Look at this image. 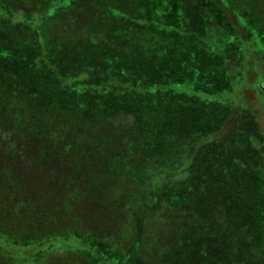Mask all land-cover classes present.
<instances>
[{
    "label": "rangeland",
    "instance_id": "obj_1",
    "mask_svg": "<svg viewBox=\"0 0 264 264\" xmlns=\"http://www.w3.org/2000/svg\"><path fill=\"white\" fill-rule=\"evenodd\" d=\"M139 2L143 3V9H133V22L129 23L135 36L128 44L132 58L110 40L108 43L102 41L86 45L72 55L60 53L57 64L60 71L85 70L90 73L85 82L70 81L71 75L66 74V80L71 84L64 87L52 75L50 67L43 63L45 57L37 58L41 54L49 56L56 50L49 44L47 30L57 24L64 31L72 24L77 33L83 34L85 27H93L99 40L100 18L91 20L78 15L76 8L80 7L79 12H84L85 3L81 0H0V78L14 86L11 96L15 104L26 106L30 113L53 115L61 112L70 120L90 123L101 115L122 114L124 117L121 118L126 124L135 118L140 120L138 124H143L147 117L152 119L149 126L131 131L146 141H151L159 132L162 136L158 139L157 150L165 152L164 146H170L169 150H174V165L180 168L189 166L179 176L159 183L161 186L168 181L173 185H164L166 187L159 192L160 204L148 213L145 209L151 205L142 201L152 197L141 199L142 195L146 196L144 185L132 186L135 182L129 181L131 185L128 186L122 182L125 178L120 173L119 176L114 174L107 181L113 183L117 180L120 183L116 192H133L131 203L126 202L125 206L113 204L108 208L104 201L96 205L93 196L80 193L75 225L65 222L69 219L64 216V211H69L64 206L67 201H64L63 207L38 209L41 211L39 215L27 208V204L22 207L15 202V180L10 183V195L5 194L8 182H0V232L4 231L7 236L0 238V264H100L97 259L96 263L95 258L79 252L81 248L69 243L54 252L42 250L40 257L34 254L37 245L46 243V238L51 239L54 228L55 232H63L83 228L84 225L90 230V236L85 239L99 251L101 258L103 256L114 264H146L144 245L150 244L149 254L156 256V242L175 239L179 236L178 230L188 221L191 222L190 240L184 243L182 250L177 251L179 256L189 257L192 264H202L201 260L209 264H230L231 259L226 260L225 257V248L228 241L229 244L235 241V232L231 231L236 227H233V223L229 224L226 214L237 209L239 198L233 196L236 191L240 195L251 192L252 187L247 191L248 186L245 185L251 173L255 192L261 198L258 204L264 220V148L260 138V133L264 135V99L259 98L258 94L252 96L251 90L248 95L241 96L260 115L261 131L255 130L247 114L243 113L239 138L235 140L226 135L224 140L207 143L202 148L203 153L193 156L196 144L206 143L199 140L221 128V133L227 134L233 127V121L226 124L230 108L225 101L229 95L226 90L230 69L220 64V54L209 49L207 38L211 45H217L223 38L236 39L237 30L244 32L252 44L258 64L261 62L264 65V0ZM218 2L226 10L218 7ZM96 3V8L103 7L102 1ZM109 6L113 8L115 3L109 1ZM96 8L89 12L93 13ZM232 15L237 20L236 25L229 22L233 20ZM225 53L235 57L237 49L227 48ZM260 68L264 73L263 66ZM111 77L126 83V88L149 92L96 98V94H106L108 89L102 87ZM171 88L176 92H167ZM260 103L262 110L256 106ZM157 121L161 126L155 129ZM0 134L3 137L4 133ZM228 143L231 148H228ZM2 149L7 156L13 152L10 145ZM15 149L22 150L19 146ZM160 157L156 161L146 159L144 154L139 156L140 162L135 165L144 175L140 182L146 181L150 173L159 171L157 165L167 159V154ZM59 163L60 158L32 162L36 173L45 171L49 177L54 173L59 175L60 172L56 170ZM233 169L237 170L238 175L226 172ZM32 177L36 178L34 181L41 182L39 174ZM51 182L63 184L65 180L61 175ZM182 196L187 200L188 208L179 205ZM50 212L60 215V224L38 226L36 216L41 218L42 215H50ZM222 214L224 220H220ZM251 234L256 236L253 230ZM127 236L134 239L132 249L127 248ZM186 249H193L194 256L184 255ZM246 257H251V254L248 252ZM172 258H175L174 255Z\"/></svg>",
    "mask_w": 264,
    "mask_h": 264
},
{
    "label": "trees",
    "instance_id": "obj_2",
    "mask_svg": "<svg viewBox=\"0 0 264 264\" xmlns=\"http://www.w3.org/2000/svg\"><path fill=\"white\" fill-rule=\"evenodd\" d=\"M85 5L83 6L84 12H79L80 7L75 9L78 15L83 16L85 19L100 18L99 33L101 36L97 40L95 30L93 27L89 29L85 27L82 33H77L74 25L66 27L63 31L62 26L54 25L53 28L47 30L49 44L56 48L55 51L47 55H39L46 60L43 63L47 64L52 72V75L58 78L62 86L66 87L71 84L69 80H66V74L71 75L70 81L85 82L89 77V74L85 70L70 72H62L58 69V59L60 53H66L64 55H72L78 53L86 45H94L102 41H113L117 45L119 50L123 51L125 55L132 58V50L129 49V41L135 36L132 33L129 23L133 22V9H143V3L139 0H81ZM102 1L103 7L96 8V2ZM109 1L115 3V7L109 6ZM142 1V0H141ZM250 3H252L250 1ZM218 7L223 10L225 6L221 3H216ZM105 5V6H104ZM96 8L93 13L89 12L93 8ZM70 9H73L71 7ZM142 11V10H141ZM16 16V15H15ZM233 16V15H232ZM17 17V16H16ZM10 21H13L11 17H7ZM233 20L229 22H235L236 18L233 16ZM138 24V23H135ZM64 28V27H63ZM95 35V36H94ZM186 35V34H185ZM236 39L223 38L220 44L211 45L209 38H207V45L209 49H213L216 53L220 54L219 62L224 67H229L228 71V83L226 92L229 93L228 99L225 101L229 103L228 120L230 123L233 121V127L227 134H222L221 129L213 131L207 137L199 140L206 143L196 144L193 149V156L199 153H203L202 148L207 146V143L214 144L216 141L224 140L226 135H230L232 139L239 138L238 130L243 120L242 115L246 113L250 124L256 130L260 129V115L254 112L252 106L247 103L246 98L242 99V95H248L264 99V73L260 68L262 63L258 64L255 52L252 44L248 42L244 32L237 30ZM108 43V42H107ZM129 44V45H128ZM227 48L231 50L237 49L235 57L226 55ZM84 49V48H83ZM217 54V55H218ZM49 57V58H48ZM56 60V61H55ZM57 62V63H56ZM56 63V65H55ZM235 64L236 66L234 67ZM57 67V68H56ZM223 67V68H224ZM59 71H58V70ZM59 72V77L57 76ZM2 78H0L1 80ZM97 83L99 81H96ZM126 83H122L119 79L111 77L107 79L104 87L107 88L106 94H96V98L107 95H122L132 93H147L148 90H141L136 88H126ZM127 86V85H126ZM238 86L240 88H236ZM72 89V87H70ZM124 89V90H123ZM167 92H176L175 89L168 90ZM14 93V86L4 79L0 81V133H4L3 137L0 134V182L7 184V192L9 194L11 190V181L15 180L17 184L16 189V201L18 204H27V208L33 210V212L39 214L41 211L38 209H48V207H63L64 201H67L64 216L71 218L72 220L65 221L71 225L77 223L78 213L75 210H79L80 193L84 195L93 196V201L97 203L104 201L107 207H112L113 204L125 206L126 202H130L133 192L127 190H121L125 192H116L117 184L120 183L115 180L113 183H109L107 179L114 176H119V173L123 178L122 182L132 186L136 184L144 185L146 196L142 195L141 199L146 200L147 197H152L147 201L151 207L145 209V212H152L157 209L156 206L160 204L159 192L164 185L172 186L171 182H165L166 184L159 185L161 181L172 179V177L179 176L180 173L186 172L189 166L176 167L173 163L174 150H169L170 146H164L165 152L157 150L158 139L162 136L159 132L155 133V137L151 141L141 139V135L136 132H132L133 129H141L142 127L149 126L152 119L145 118L143 124H138L140 120L135 118L133 121L124 122L122 114L96 117L91 123L88 121L70 120L64 116V113L55 112L53 115L30 113L29 108L24 105L15 104L16 101L12 99ZM189 94V93H186ZM95 98V99H96ZM258 109H263V105L256 104ZM122 117V118H121ZM144 118V117H143ZM259 118V119H258ZM160 124L157 121L156 127L160 128ZM132 130V131H131ZM144 130V129H142ZM213 136H220L214 138ZM260 137L263 140L264 148V135L260 133ZM155 144V147L152 145ZM206 144V145H205ZM11 146L13 152L10 155L3 153L4 147ZM16 146L22 148L21 151H16ZM152 147V148H151ZM251 147V146H250ZM150 148V149H149ZM228 148H231V144L228 143ZM44 149V150H42ZM144 154L146 159L152 158L159 161L161 154H167V159L164 162L157 165L160 169L156 173H150L146 181L142 180V175L138 171L137 162L139 156ZM48 157V159L46 158ZM91 157V160L88 158ZM60 158V163L57 165L56 170L58 174H49L45 171L36 173V167L33 166V160H39L41 162L48 161L50 159ZM93 158H99L93 159ZM218 159L220 157H217ZM264 158V151H263ZM78 160V161H77ZM17 163V165H16ZM79 164V165H78ZM134 165V166H133ZM115 168V169H113ZM248 171V170H247ZM247 171L245 173H247ZM227 173L236 174L237 170L233 169L226 171ZM223 171V174H226ZM35 174H39L41 182L34 181L36 178L32 177ZM252 174V173H251ZM248 174L246 184L248 186L247 191L240 195L237 191L233 196L239 198V204L237 209L232 211H226V220L235 226L236 229L231 232H235L233 235L236 237L235 241L227 242L225 248L226 260L231 259L230 264H264V220L262 219L260 206L258 200L261 199L257 196L254 189V177ZM63 177L65 182L63 184L52 183L53 178ZM32 177V178H31ZM121 178V177H120ZM135 180H138L137 182ZM245 181V180H244ZM140 182V183H138ZM259 184V183H258ZM237 188V187H235ZM237 190V189H236ZM39 203V204H37ZM121 203V204H120ZM181 207L188 208L189 204L187 200L182 196L180 200ZM59 212V211H58ZM138 212V211H137ZM35 214V215H37ZM40 215V214H39ZM36 216V224L40 225H59L60 215L57 212H50V215ZM189 216H187V219ZM225 216L222 214L220 220H224ZM39 221V222H38ZM59 222V224H56ZM258 222L262 223L259 224ZM84 224V223H83ZM190 221L183 224L178 235L175 239H169L168 241L159 240L156 242L158 250L156 256L149 254L150 244H145L146 264H192L189 261V257L184 258L179 256L177 252L183 249L184 243H189L191 234ZM246 224V225H243ZM243 225V226H242ZM109 228V227H107ZM251 230L254 231L256 236L251 234ZM90 230L87 226L76 227L74 230L69 229L63 232L56 231L55 228L52 231L51 239L46 238V243L39 244L35 247V252L38 257L43 255L42 250H50L54 252L58 249H63V245L69 243L78 247L81 250L79 252L89 255L92 258L97 259L100 264H114L108 261L105 257H100L99 251L95 249L87 239ZM174 232V231H173ZM172 235V234H171ZM232 235V236H233ZM7 237L4 231L0 232V238ZM129 241L128 249H132L134 245V239L127 236ZM45 246V247H44ZM229 246V247H228ZM223 248V246H221ZM154 247H152L153 249ZM151 249V250H152ZM155 249V248H154ZM184 255L194 256L193 249H186ZM251 254V257H246L247 253ZM177 254V255H175ZM174 255L175 258H172ZM179 256V258H178ZM100 257V258H99ZM178 258V259H177ZM245 258L244 261H241ZM24 260V259H22ZM96 260V263H97ZM222 261V260H221ZM225 261V260H223ZM202 264H209L207 261L201 260ZM197 264V263H196ZM218 264H221L220 262Z\"/></svg>",
    "mask_w": 264,
    "mask_h": 264
}]
</instances>
